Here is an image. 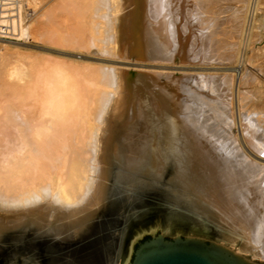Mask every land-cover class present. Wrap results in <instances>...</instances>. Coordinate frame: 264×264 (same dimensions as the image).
Instances as JSON below:
<instances>
[{
    "label": "bare ground",
    "instance_id": "6f19581e",
    "mask_svg": "<svg viewBox=\"0 0 264 264\" xmlns=\"http://www.w3.org/2000/svg\"><path fill=\"white\" fill-rule=\"evenodd\" d=\"M170 1L25 0L26 21L24 31L16 26L14 30L20 38H28L33 33V29L29 30L31 24H27V7L31 5L33 9L36 7L39 10V14L44 17L47 23L52 21L53 27L50 25L51 29L49 30H46V27L43 30L40 28L41 26L39 27L40 30L37 28L38 33L43 31L44 36H42L45 37V41L54 43V45L81 49L85 47L87 49L92 45L100 47L102 46L100 36H102V28L104 29L102 24L105 21L102 10L106 8L113 33L111 50L114 54H112V57L128 58L130 53V55H137L143 61L164 62L169 61L170 53L164 34L159 33L163 39L158 38L156 30L161 28V31H164L163 28L168 21V16L172 14L169 11L172 7ZM196 1L197 5H200L201 19L199 18V22H201V25L203 24L202 26L206 28L208 34L219 35L217 39L218 47L223 44L225 46L222 39H225L224 33L226 31L225 35L229 34V29L226 30L228 27L226 28L225 23L227 25L237 21V29L231 30L230 28V36L233 32H237L239 36V41L231 49V54L236 55V61L234 60L236 64L242 67L247 65L245 64V61L248 60L245 57L246 51L252 54H255L257 50L262 51L264 58V0ZM33 9L31 8L32 11ZM225 11H227L226 14ZM229 41L228 43H230ZM222 42L224 43L222 44ZM0 49L2 50L0 51V198H3L6 194L7 198L12 200L7 203L0 202V221L4 224L19 221L18 219L26 218V215L35 212L30 211V207L32 208L39 202L34 191H43L49 187V183L54 181L55 188L53 189L56 190V201L42 203L43 205H40V208L38 206L41 212L36 208L38 215L39 213L42 214L38 216V220L40 219L43 223L45 221L43 216H46L47 220L52 217L53 221L51 223L54 226L52 229L58 231V234L68 228L72 230V235H76L81 230L86 231V220L90 219L100 204L104 203L105 197L102 196V190H104L105 183L103 181L106 180L109 172L106 165L110 155L108 151H104L106 149V147L104 149V141L109 136H105L104 133L99 135L102 130H100V133L98 132L99 134L94 135L93 130L90 128L93 124L85 127L83 116L91 113L94 106L104 99V94L100 90L97 91L95 87L104 82L108 74L106 70L100 69L96 65H82L79 62L75 64L74 61L70 63L69 60L63 61L55 57L50 58L51 55L43 57L41 61L34 62L32 65L29 64L30 66H25L21 60L23 56L17 57L18 55H16L20 52L13 50V55L9 56L8 48L4 46ZM259 51L258 53H260ZM122 55L125 56L122 57ZM241 57L243 59H240ZM7 59L12 61L9 67L5 64ZM114 71L116 73L115 95L106 110L107 114L109 112L111 116L120 115L124 105L126 94L124 79L126 77L134 79L131 88L132 105L134 102L138 103V99L144 108L147 107L146 100L148 102L154 99L158 103L159 108L154 115L152 113V117H166V98L173 92L174 87L183 88V86L180 87L182 79L179 75L167 73L164 74L163 81H158L156 78H160V73L151 72V74H148L137 71L125 75L119 67L114 68ZM230 79L232 78L225 77L223 79L224 83H222L227 88L232 85ZM254 80L256 81V79ZM262 80L260 81L262 82ZM185 81L184 83L188 84V80ZM195 82L196 85H201L203 81L199 78ZM88 85L93 86V88L87 90L86 86ZM153 86L154 91H156L154 95L150 90ZM180 90L178 89L182 94ZM175 91L177 90L175 89ZM179 92L176 93V97L178 99L180 97L179 102H177L180 111V108L184 107L183 105L187 106L188 104H186L187 99L185 100V98V101L183 100L185 103L182 102L183 94L180 96ZM238 94L245 98V93L238 92ZM98 95H100L99 98ZM88 98L92 100L93 105L91 108L89 104L87 105ZM150 102L154 106L152 100ZM184 109L186 108L184 107ZM141 110L145 112V109ZM138 111L140 110L138 109ZM143 114L145 117L151 116L150 112ZM191 115L189 117L194 121L199 132L196 131V128L192 129H195L194 133L199 134V136L194 135V133L189 135L191 131H188L189 134H183L181 131L177 132L178 129L172 126V122L170 125L168 122L166 123V118L165 121L161 118L158 120V129L147 135V141L133 144L136 141H133V138L126 139L132 134L125 130L124 134L121 132L123 134L121 136L126 141L124 140V143L113 149L118 158L124 160H121L123 165L132 167L131 172L134 173L136 170L146 171L154 180L159 178L167 162L172 163V185L175 188L172 189L169 198H172L170 200L175 206L191 211V215L189 214L187 217L183 212L170 208L169 211H172V214L166 213L162 221L164 233H175L178 229L185 228L190 233L195 231L201 235L216 237L217 239H215L219 242L256 262L264 261V194L261 193L262 188L257 187V181L260 180L263 170L256 166L255 169L253 168L254 173L248 172L249 168L246 167L248 164L245 165V161L235 151V140L233 138H229L230 141L227 142L224 140L227 145H229L228 142L232 144L231 147L229 146L231 149L228 151L222 150L223 146L220 147L217 142L215 148H209L203 146L204 144L200 145V143H198V146L197 139L205 138L209 141V139L213 140L214 138H211L212 136L205 137L203 126L198 122L199 118L197 117V121L192 112ZM178 116L176 115V117ZM106 118L108 120L110 117ZM185 118H182V121ZM107 120L105 119L106 122ZM138 131L141 132V130ZM219 133H222V131ZM105 134L107 135V133ZM222 135L220 136L222 137ZM229 139L227 138V140ZM92 144L95 146L94 149ZM220 148H222V151ZM257 155H259L258 153L255 156L260 158ZM250 167H253L252 163ZM120 176L132 181L129 174ZM91 182L92 185L89 186ZM31 190H34L33 196L29 195ZM33 192L30 193L33 194ZM122 206L120 205L116 209L118 216ZM10 209L13 211L10 212ZM19 210H22L20 214L17 212ZM8 212L10 214L14 213L13 217L11 216L12 218H5ZM50 219L49 221H51ZM115 226L110 222L107 223V227H112V229H115ZM118 228V233H116L118 234L117 251L119 256H123L118 264H124L127 252L126 242L129 237L137 232V230H133L137 226L135 224L131 225L126 235L122 227L118 226ZM113 245V240L107 234L104 241L98 246L95 255L85 260L88 263L85 261L84 263L101 264L99 254L104 253L111 256ZM90 253L93 254L92 251Z\"/></svg>",
    "mask_w": 264,
    "mask_h": 264
},
{
    "label": "rangeland",
    "instance_id": "374dc122",
    "mask_svg": "<svg viewBox=\"0 0 264 264\" xmlns=\"http://www.w3.org/2000/svg\"><path fill=\"white\" fill-rule=\"evenodd\" d=\"M170 2L172 3V7L170 4V7L172 9L169 7L170 8L169 11L172 14L169 12L171 15L168 16L167 19L168 21L164 25L163 28L164 31H161V28H159V30L158 29L156 30V36L158 38L163 39L161 37L163 34L165 36L166 44L170 53L169 61H164V62L152 61V60L143 61V59L141 60V58H139L137 55L134 54L130 55V53L128 54V58L126 57L124 58L123 56L125 55H122L123 58H118V56L112 57V54H114L112 53L111 50L112 48L111 43H113V33H112L111 22L109 20V17L107 16L108 12H106L105 10L106 8L102 10V13L104 14L103 19H105V21L103 20L104 22L102 24L104 26V29L102 28V36H100L102 42L101 44L102 46L100 47L92 45L90 47H87V49L86 47L81 49L78 47L73 48L71 46L68 47L57 44L54 45V43L45 41L44 39L45 37H43L44 35L42 34L43 31L41 30L42 31L41 33L38 32L40 28L43 30L51 29L50 25H52L53 27L52 21H50V23H47L44 20V17H42L39 14V10H37L36 7H35L36 9L35 8L33 9L31 5H28L27 7L28 8L27 24L29 25L31 24V29L29 28V30L33 29V33H32L33 35L30 34L28 38H23L19 40L0 39V47L5 46L6 48H8L10 52V53L8 52V54H10L9 56L13 55L12 54L13 50L16 52H20L19 54L16 55H18L17 57L23 56L21 60L22 62H24L25 66H30L29 64L32 65L34 62L41 61L43 57L51 55L52 57L50 56V58L55 57L63 61L69 60L68 62L70 63H72L71 61H74L73 63L75 64L79 62V64L81 63L82 65L93 64L94 66L95 65L98 66L100 69L106 70L108 77L99 86L95 87L97 91L100 90L101 93L104 94V99L101 100L99 103H97L96 106H94L95 109V110L93 109L94 112L92 110L91 113L83 116V119L85 120L83 124L86 125L85 127L91 126V124H93V126L90 128L93 130L94 135L99 134L100 130H102V132L99 135H103L104 133L105 136L107 137L109 136V138L106 141H104V149L106 147L104 151L106 152L108 151L110 156L107 159L108 164L106 165V167L108 168L109 172L105 180L106 182L103 181L105 184L103 187L104 190H102V196L105 197L104 202L108 198L111 199H113L114 197L118 198L117 201L118 205L115 204L112 205V210H111L112 212L105 211L104 213L100 214L99 213L100 212L99 209L101 206L100 204L97 211L93 213V216L90 219L86 220L87 223L86 231L81 230L76 235H72V230L68 228L67 230L65 229L63 231L64 233L59 232L58 234L57 233L58 231L56 230L54 231L52 229L54 228L53 223H51L53 221L52 217L51 219L49 218L51 220L49 221V219L48 220L46 219L47 218L46 216H43V219L45 220L43 223L40 221V219L38 220L39 218L38 216L41 214L39 213L38 215V210L40 208V205L45 204V202L47 201H52V202L56 201V190L53 189L55 188V182L53 181L49 183V187H47L43 191L38 192L31 190L30 192L34 191L35 196L39 200V202L36 204L37 206L35 205L32 208L30 207V211H35V212H32L30 215H26V218L23 217L21 219H18L19 221H14L11 223L8 222L6 223L7 225L0 221V264H20L23 263L24 260L26 261L30 259L37 260V258L45 259L46 262L56 264L57 262H60L63 257L71 258L72 256H77V255L78 256L81 255V256L76 258L72 257V259L68 260V264H85L84 261L94 256L96 252L95 250L93 254L85 253L86 251L88 252V250L91 249L92 245H94L92 243L94 242V240L91 239L86 240L87 239L86 237L101 236L103 232L106 231L105 229L107 228V223H109V221H107L109 220L107 219L108 217L112 215H116L117 218H121L122 220H124L126 218L125 216L127 211L129 209H133L135 204L140 206L139 208H136L138 214L140 213V215L137 218L130 217V222H131L130 224L131 225L135 224L137 226V228L135 229L132 228V229L135 231L137 230L138 232L143 228L154 226V220H159V218L161 217V212L157 209H154L155 207L153 204H151V200L164 203V201L161 200L160 197L164 198L168 196V199L165 200L166 201L165 204L168 206V208H172V210L175 211L183 212L185 215H189V214L191 215V211H188L183 207L175 206L171 202L172 198H169L171 197V192L173 191L172 189L175 188V186L172 185V176H171L173 173L172 163L167 162L165 168L163 169L164 171H162L160 175L161 177L159 176L158 178L159 180H157V182H152L151 180L154 179H151V177L148 175V173H146V171L136 170L134 171L136 175L133 172H131L132 167H127L125 164L123 165V162H121L122 159L120 160L118 158V156L116 155L117 153L113 149L118 145H121V143H124V140L126 141V139L133 138V141L134 140L136 141L133 142V144L147 141L146 140L147 135L151 134L152 131L158 129L157 128L158 120L161 118L162 120L166 118L165 120L166 123L168 122V124L172 122V126L175 129H178L177 132L181 131L183 134L185 133L189 134L190 132L188 133V131H191V134L189 135H193L192 133H194L195 129L192 128H196V124L189 117V115L192 116L191 115L192 112V114L195 115L193 117L196 118L197 121L199 118L198 122L203 126L204 136L205 137L212 136L211 138H214L213 140L209 139V141L208 139L201 138L203 142L201 141V139L200 140L197 139L198 146H199L198 143H200V145L204 144L203 146H208L209 148L211 147L215 148L216 144L218 143L220 144V147L223 146V149L220 148V150L222 149L228 151L229 149H231L230 145L232 144L231 142H228L229 145H227L225 141L226 142L230 141V139L233 138L235 140V149H236L235 151L237 155H239L241 159L245 161V165L246 163L248 164V166L246 165L247 169L249 168V170H251V171L248 170V172L254 173L255 171L254 167L257 166V168H261V170H263V174L261 176L264 177V154H263L264 153V90H263L264 89V84H263L264 58L262 51L257 50L255 51V54L246 51L247 53H245V57L248 60L245 61V64L247 65L242 67L239 64H236L235 63L236 55L231 54L232 53L231 49L234 48L236 43L239 41V36L237 32H233V34L230 36V28L231 30H236L237 21H233L232 23H229L227 25L225 23L226 28L228 27L227 29L226 28L225 29L226 30L229 29L228 30L229 34L225 35V33H227V31L225 30L226 31L224 33L225 39L222 37L223 38L222 40H224L225 42V46L223 44L224 42H222L223 45L221 46L224 47L223 48L221 46L218 47L217 39L219 35L217 34L214 35L213 33L208 34L206 28L202 26L203 24L201 25V22H199V20L201 19L200 8H199L200 5L199 6L197 5L196 0H171ZM219 4H221V2H219ZM31 8L33 9V11L31 10ZM226 13L227 11H225V14ZM39 21L42 22L43 24L40 23ZM34 30L36 31L34 32ZM159 33L160 34L163 33V34L159 35ZM40 34L41 36H39ZM215 38L216 40L214 41ZM228 41L230 43H228ZM0 51L2 50L0 49ZM258 51L260 53H258ZM100 53L103 54L101 55ZM243 57H241L240 59H243ZM259 63H261L262 66ZM5 64L7 65V67H9L12 64V61L7 59L5 61ZM116 67L121 68L122 72H124L125 75L133 74L134 72L137 71H143L148 74H151V72L156 74L160 73L159 74L160 78L158 76H157L158 79L156 78V80L158 81L161 80L163 81L164 80L163 76L164 74L166 75L167 73H170L172 75H179L180 78L182 79L180 83V87L183 86V88H179V86L174 87L173 92L168 95V98H166V105H165L166 117H152L154 113L157 112L156 110H158L159 108L158 103L154 99H151L152 104L155 101V103L153 104L154 106L150 104L151 100L148 102L146 100L147 107L146 106L145 107L147 108V110L142 106L143 104H141L139 99L137 102L142 107L136 102L133 103L135 107L131 104L132 102L131 88L133 86L132 81L134 79L130 77H129L130 80L127 77L126 79H124L125 80L124 91L126 94H125V102L122 107L123 110L121 109L120 115L111 116L109 112L108 115L106 110L112 103L113 96L115 95V90H116V78H115L116 73L114 71V68ZM183 77L186 79V81L188 80L187 81L188 84L184 83L185 79ZM225 77L232 78L230 79L232 80L231 81L232 85L230 86V88H227L225 85H223L224 83L223 79ZM199 78L203 82L201 83V85H196L195 81L196 79L199 80ZM254 79H256V81ZM259 79L260 80L263 79L262 82ZM86 87L87 90H91L93 88V86L91 85H88ZM177 88L179 90L181 89L180 91H182V94L185 96H183L178 91ZM154 89H155L154 86L151 87L150 89L152 90L153 95L156 94V91H154ZM175 89L177 91H175ZM178 92L180 93V96L182 95L183 97L182 102H184L187 99L186 104L189 105V106L183 105L186 109L183 110L184 107H182L180 108L181 109L180 111L178 110L179 105L177 103L179 102L180 97L179 99L176 97V93ZM238 92L245 93V98H243L241 94H238ZM99 97L100 95H98V98ZM175 101L177 106H175L176 105ZM88 104L89 107L91 108L93 105L91 98H88L87 105ZM155 106L157 109L155 108ZM140 108L145 109L144 110L145 112H143V110H141ZM148 108L150 109L149 111ZM138 109L140 111H138ZM146 112L147 113L150 112L151 116L145 117L143 113ZM176 115L179 116L176 117ZM105 116L110 118L107 120ZM170 118H172V120H170ZM179 118L181 119V121ZM182 118L183 119L185 118L187 122L185 120L182 121L183 120ZM105 119L107 120V122L105 121ZM205 121L207 122V125ZM183 128L185 129V131ZM125 130H128V132H130V134L132 135L123 140L121 135L124 134ZM138 130H141V132L139 133ZM196 131L199 132L197 128ZM221 131L222 133H219ZM136 132L139 134H137ZM214 132L217 136L214 134ZM105 133H107V135ZM195 134L199 136V134L194 133V135ZM222 134L225 135L223 136ZM220 135H222V137ZM141 136L144 138H142ZM227 138L230 139L227 140ZM92 148L93 149L95 148L94 144H92ZM112 149L114 150V153ZM256 153L259 154L257 156H260V158L255 156ZM247 160L248 162H246ZM251 163L253 167H250ZM128 169L130 170L128 171ZM122 174L131 175L130 177H132V181L126 180L125 177L120 176ZM261 176H260V180L257 181V187L262 188L261 193L263 192L264 194V183H263L264 178L262 177L261 179ZM91 185L92 182L89 183V186ZM30 192L29 195L33 196L34 192L33 194ZM122 196H126L125 202L120 198ZM7 197L8 196L4 194L3 198H0V202L1 203L11 202L12 200L8 199ZM120 205L123 206L121 207L122 210L118 216L116 209ZM36 208H38V210H36ZM153 209L155 210V212H153L154 211ZM11 210L12 209H10V212L13 211ZM114 210L116 212L115 214L113 213ZM39 211L41 212V210ZM10 212L7 213L8 215L5 218L8 219V217L14 215V213L10 214ZM17 212H19L20 214L22 210H19ZM197 216L196 218L199 219V217ZM161 220L163 221V218ZM108 229L110 231V227H108ZM118 229L119 228L116 225L115 229H112V231L109 232L110 238L111 240H113L114 245L112 247L113 249L111 256L106 255L104 253L99 254L100 255L99 258H101L100 260L102 261L101 264H112V263L118 264L119 260L123 258V256H119L117 251L118 234L116 233H118L117 231ZM177 232H190V231H188L185 228H182L181 230L178 229ZM165 234L169 235L173 233H165ZM203 236L209 237L208 235H203ZM130 238L131 237H129L128 241L126 242V248L129 244ZM84 253L85 256L82 255Z\"/></svg>",
    "mask_w": 264,
    "mask_h": 264
},
{
    "label": "water",
    "instance_id": "95a60500",
    "mask_svg": "<svg viewBox=\"0 0 264 264\" xmlns=\"http://www.w3.org/2000/svg\"><path fill=\"white\" fill-rule=\"evenodd\" d=\"M155 180L156 181H151L157 182L159 179L156 178ZM120 198L125 202L126 196ZM160 199L163 200L164 203L151 200V204L154 205V209L161 212V217L159 220H154V226L143 228L133 234L129 240L124 264H264V261L256 262L249 259L215 238L203 236L198 232H175L166 235L161 219L168 212L172 214V211H169L170 208L165 204V200L168 199V196L164 198L160 197ZM117 201L118 198L115 197L113 199H106L100 206L99 213L102 214L105 211L110 212L113 204L118 205ZM139 207V205L134 204L133 209L127 211L124 220L117 218L116 215H112L107 218L109 219L107 221H109L110 224L115 223L117 226L122 227L126 235L131 228L130 217L137 218L140 215L136 209ZM153 212H155V210ZM113 213L115 214V210ZM186 216L188 217V215ZM105 230L106 231H104L101 236L86 237V240H94V242H92L94 245H92L90 251L85 252L86 254L91 251H98V246L104 241L105 236L112 231V227H110V231L108 227ZM85 253L82 255L85 256ZM79 256L72 257L76 258ZM72 257H63L61 261L56 264H68V260L72 259ZM27 261L24 260L23 263L20 264H52L41 258Z\"/></svg>",
    "mask_w": 264,
    "mask_h": 264
},
{
    "label": "built area",
    "instance_id": "2783aa9c",
    "mask_svg": "<svg viewBox=\"0 0 264 264\" xmlns=\"http://www.w3.org/2000/svg\"><path fill=\"white\" fill-rule=\"evenodd\" d=\"M25 21V0H0V39H23L16 35L14 27L24 31Z\"/></svg>",
    "mask_w": 264,
    "mask_h": 264
}]
</instances>
